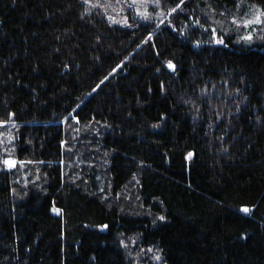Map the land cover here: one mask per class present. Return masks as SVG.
<instances>
[{
  "label": "trees",
  "instance_id": "16d2710c",
  "mask_svg": "<svg viewBox=\"0 0 264 264\" xmlns=\"http://www.w3.org/2000/svg\"><path fill=\"white\" fill-rule=\"evenodd\" d=\"M128 2L0 0V264H264V0Z\"/></svg>",
  "mask_w": 264,
  "mask_h": 264
},
{
  "label": "rangeland",
  "instance_id": "374dc122",
  "mask_svg": "<svg viewBox=\"0 0 264 264\" xmlns=\"http://www.w3.org/2000/svg\"><path fill=\"white\" fill-rule=\"evenodd\" d=\"M116 2H118V0H116ZM257 8H258L257 6L251 5L249 3L247 4L241 3L232 11L231 14L229 15L222 14L223 18H220V21L215 22L217 31L221 32L222 34L236 35L238 38H241L242 36L246 35L248 32H252L253 40L251 42H255V41H258L257 43L261 42L262 40H264V24L244 27L240 22L241 18L244 19L251 18V15L254 13L255 9ZM127 9L130 12H132V14L134 15H137V12H145L146 14H152V15H156L160 12L158 7L152 2V0H137L136 6L133 7V11L130 10L129 6H127ZM246 13L247 15H245ZM124 16L129 17L130 15L125 14ZM227 16L228 19H226ZM233 17L237 18L238 24L232 23ZM34 180L37 182L39 181L38 178ZM128 248L130 249V252L132 254L136 253V249L132 243ZM140 253L141 254L137 253L138 255L135 256L134 259L135 264H163L161 262L159 255L156 252L154 253V251L152 250L151 251L148 250L145 252L141 251ZM157 256L159 257V259H156Z\"/></svg>",
  "mask_w": 264,
  "mask_h": 264
},
{
  "label": "snow or ice",
  "instance_id": "6c2138e0",
  "mask_svg": "<svg viewBox=\"0 0 264 264\" xmlns=\"http://www.w3.org/2000/svg\"><path fill=\"white\" fill-rule=\"evenodd\" d=\"M85 2L87 3V2H89V0H85ZM136 2H137V0H132V3L129 4L128 6L131 8V7H133L135 5ZM155 2L157 4H159L160 0H155ZM183 3H184V0H180V2L178 4H176L175 7L171 8L169 10V13H175L176 10L178 8H180V6ZM93 6L95 7L96 5H93ZM137 15L141 16V18H143V19H151V16L146 14L145 12H137ZM160 15L161 16H165V13L161 12ZM245 15H247V13ZM112 21H113V23H119L120 22V21L115 20L114 18H112ZM163 22L164 21L161 20V23H163ZM240 22L242 23V25L244 27H249V26H252V25L264 24V10H261V9L257 8V9H255L254 13L251 15V18H247V19L241 18ZM124 23L125 24L127 23L126 18L124 20ZM196 23L199 25V23H200L199 20H197ZM232 23L233 24H238V21H237L236 17H233ZM201 27H203V26L201 25ZM216 35H217L216 30L213 29L212 30V36L216 37ZM240 39L243 40V41H246V42H251L253 40L252 32H248L246 35L242 36ZM215 42L218 43V44H223L224 43L222 38H217L215 40ZM167 67L169 69L173 70V71L175 70V65L171 61H168ZM105 79H107V77ZM93 91H95V89ZM63 143H65V142H62V144ZM191 156H192V153H188V157H191ZM0 163H3V165H5L7 168H13V167L16 166L17 161L12 159V158H5L2 161H0ZM240 210L242 212H244V213H250V209L248 207H242ZM56 211H58V210H56ZM160 219L163 220L164 217L161 216ZM104 227H107V226H104ZM149 251H151V249H149ZM156 259H159V257L157 256Z\"/></svg>",
  "mask_w": 264,
  "mask_h": 264
}]
</instances>
